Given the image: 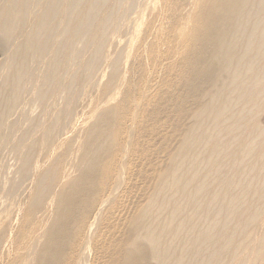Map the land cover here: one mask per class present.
Masks as SVG:
<instances>
[{"label": "bare ground", "instance_id": "6f19581e", "mask_svg": "<svg viewBox=\"0 0 264 264\" xmlns=\"http://www.w3.org/2000/svg\"><path fill=\"white\" fill-rule=\"evenodd\" d=\"M138 1L0 0V264H264V0H178L160 137L120 71Z\"/></svg>", "mask_w": 264, "mask_h": 264}, {"label": "rangeland", "instance_id": "374dc122", "mask_svg": "<svg viewBox=\"0 0 264 264\" xmlns=\"http://www.w3.org/2000/svg\"><path fill=\"white\" fill-rule=\"evenodd\" d=\"M139 1H142L141 4L138 3ZM139 1L135 7L138 12L130 18L128 36L131 37V39L128 46H126V61L120 71L124 78L123 88H127L131 93L142 90L143 74L146 78L150 77V83L154 85L152 87H147V94L144 98L146 101H150L151 104L155 101V105L161 102L163 107L167 109L165 110L166 112L161 113L156 126V135L160 137L166 129L168 128L169 130L176 121L177 117L170 111V108L178 101L179 97H182L186 102V113L181 122L185 125V123L190 120L188 116H190V107L193 103V97L184 95L182 83L178 80L177 76V73L179 75L180 69L174 67V63H176V61H181V59L187 55V50L191 45H188L187 48L177 49L176 47L168 45L167 42L162 41V39L168 35L178 36L180 31L179 27L181 26H179V24L184 21L180 9L189 8V5L186 4V1L180 2L178 0ZM145 2L147 3L145 4ZM200 2L201 0H198L197 10ZM153 10H157L161 15L168 16L169 19H167V23L162 25L155 23L156 25H154V23L151 22ZM123 39L124 37L120 33L112 34V40L115 42H121ZM171 53L173 54L172 59L167 58L166 56L171 55ZM141 71L143 73L142 75ZM169 71H172L170 72V80H167L166 84L164 82L162 83L161 87H163L164 90L163 95H160L159 80H164L165 74ZM101 74L103 78L107 76L108 69L106 66H102ZM123 88L117 90L115 99L121 97ZM86 100L88 99H85V101ZM168 103L169 106L167 105ZM84 107L90 109L89 102H85ZM151 108L152 106L148 109L149 113L152 112ZM34 113H36V110ZM146 113L143 112L142 117L146 115ZM257 119L260 124L264 125V110L257 114ZM175 144L176 138L171 139V148L174 147ZM157 158L161 159V155L159 154ZM92 264L96 263L92 262Z\"/></svg>", "mask_w": 264, "mask_h": 264}]
</instances>
